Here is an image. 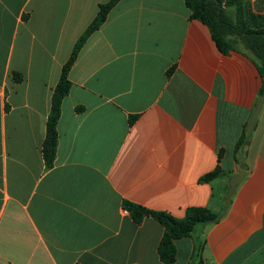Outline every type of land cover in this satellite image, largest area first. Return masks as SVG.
Segmentation results:
<instances>
[{
  "label": "crops",
  "instance_id": "obj_1",
  "mask_svg": "<svg viewBox=\"0 0 264 264\" xmlns=\"http://www.w3.org/2000/svg\"><path fill=\"white\" fill-rule=\"evenodd\" d=\"M109 1L0 0V264H163V226L136 224L124 201L221 217L176 241L175 264H264V102L247 130L262 78L243 46L220 52L185 0H121L110 12L70 71L46 167L53 91ZM242 9L264 30V0Z\"/></svg>",
  "mask_w": 264,
  "mask_h": 264
},
{
  "label": "trees",
  "instance_id": "obj_2",
  "mask_svg": "<svg viewBox=\"0 0 264 264\" xmlns=\"http://www.w3.org/2000/svg\"><path fill=\"white\" fill-rule=\"evenodd\" d=\"M121 0H110L99 6V12L92 24L78 40L72 54L63 66L58 84L56 85L51 109L46 126V137L43 143L42 154L48 169L54 166L58 148V122L62 113V103L69 94L72 83L70 71L74 66L82 48L88 39L97 32L106 22L110 12ZM244 0H185L187 8L191 12V18L206 25L221 53L227 55L243 46L255 57L258 72L262 78L260 96L264 97V30H255L248 26L243 18L242 4ZM174 69L168 72L171 75ZM16 82H22L20 74L14 75ZM135 118L130 119L133 124ZM250 133L246 129L237 149L242 147ZM222 155L219 156L221 162ZM222 174L218 166L213 172L202 177L201 181L209 183ZM124 207L128 210L132 220L141 224L145 218L155 219L164 228V234L158 247V254L163 264H175L177 258L176 241L191 237L201 224H214L220 221V216L206 208H190L184 219H176L166 212L148 210L140 205L124 201ZM199 264H204L201 261Z\"/></svg>",
  "mask_w": 264,
  "mask_h": 264
},
{
  "label": "water",
  "instance_id": "obj_3",
  "mask_svg": "<svg viewBox=\"0 0 264 264\" xmlns=\"http://www.w3.org/2000/svg\"><path fill=\"white\" fill-rule=\"evenodd\" d=\"M263 102H264V97H261L260 98V102L258 103L256 110L254 111L253 115L250 118V121H249V124H248V127H247V130L249 132H252L253 129H254V125H255V122H256V120L258 118L260 110L262 108ZM245 175H246L245 172H240L239 175H237L236 177H233L231 179L230 192H229V203H228L229 205L231 203V198H232V195H233L236 187L243 181Z\"/></svg>",
  "mask_w": 264,
  "mask_h": 264
},
{
  "label": "built area",
  "instance_id": "obj_4",
  "mask_svg": "<svg viewBox=\"0 0 264 264\" xmlns=\"http://www.w3.org/2000/svg\"><path fill=\"white\" fill-rule=\"evenodd\" d=\"M126 213H127V211H126Z\"/></svg>",
  "mask_w": 264,
  "mask_h": 264
}]
</instances>
